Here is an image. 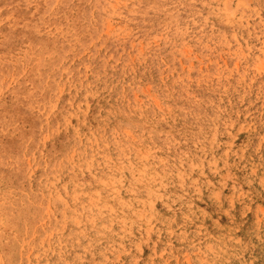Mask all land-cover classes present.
Returning a JSON list of instances; mask_svg holds the SVG:
<instances>
[{
	"label": "rangeland",
	"instance_id": "1",
	"mask_svg": "<svg viewBox=\"0 0 264 264\" xmlns=\"http://www.w3.org/2000/svg\"><path fill=\"white\" fill-rule=\"evenodd\" d=\"M0 264H264V0H0Z\"/></svg>",
	"mask_w": 264,
	"mask_h": 264
},
{
	"label": "bare ground",
	"instance_id": "2",
	"mask_svg": "<svg viewBox=\"0 0 264 264\" xmlns=\"http://www.w3.org/2000/svg\"><path fill=\"white\" fill-rule=\"evenodd\" d=\"M116 14V13H115Z\"/></svg>",
	"mask_w": 264,
	"mask_h": 264
}]
</instances>
